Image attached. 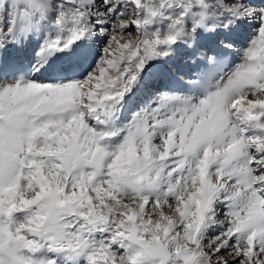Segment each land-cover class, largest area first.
Listing matches in <instances>:
<instances>
[{"label":"snow or ice","instance_id":"1","mask_svg":"<svg viewBox=\"0 0 264 264\" xmlns=\"http://www.w3.org/2000/svg\"><path fill=\"white\" fill-rule=\"evenodd\" d=\"M0 264H264V7L0 0Z\"/></svg>","mask_w":264,"mask_h":264},{"label":"bare ground","instance_id":"2","mask_svg":"<svg viewBox=\"0 0 264 264\" xmlns=\"http://www.w3.org/2000/svg\"><path fill=\"white\" fill-rule=\"evenodd\" d=\"M250 3L253 4V5H259V4H263L264 3V0H250ZM253 28H255V25H249V24H246L245 25V28H242L243 30H241L240 38H239V41H238V44H237V47L238 48L239 47H242V46H245V45H242L243 40L246 38L245 35L249 34L252 31L251 29H253ZM251 37L252 36L249 35L247 38L249 39ZM232 59H233L234 62H238V60H239V53H236V55H233L232 56ZM168 67L171 68L173 70V73L175 75H177V76H182L183 70L187 69V67H185L183 61L180 58H178V60L175 62V64L170 63L168 65ZM177 67L181 68L182 71L177 72L176 71ZM140 98H141V100L145 99L146 98L145 94L144 93H141L140 94Z\"/></svg>","mask_w":264,"mask_h":264},{"label":"rangeland","instance_id":"3","mask_svg":"<svg viewBox=\"0 0 264 264\" xmlns=\"http://www.w3.org/2000/svg\"><path fill=\"white\" fill-rule=\"evenodd\" d=\"M256 7H264V4H261L260 6H256ZM250 25V24H249ZM248 26V25H247ZM243 28H245V26L243 27ZM241 30H243V29H241ZM252 31L249 33V34H247V35H245L246 36V38L250 35V36H253L254 35V33H255V31H256V29L255 28H253V29H251ZM244 39L243 40V43H242V45H247L248 44V38L247 39Z\"/></svg>","mask_w":264,"mask_h":264}]
</instances>
